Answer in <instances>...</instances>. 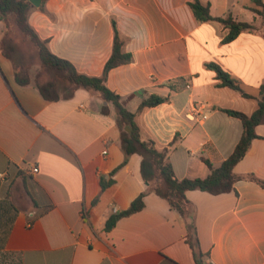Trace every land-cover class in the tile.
I'll return each instance as SVG.
<instances>
[{"label": "crops", "instance_id": "obj_1", "mask_svg": "<svg viewBox=\"0 0 264 264\" xmlns=\"http://www.w3.org/2000/svg\"><path fill=\"white\" fill-rule=\"evenodd\" d=\"M194 0H47L29 23L50 51L89 77H102L113 53L116 21L133 62L110 71L107 87L131 100L137 112L151 95L168 103L138 114L144 140L171 146L179 179L206 178L235 151L242 122L222 109L252 115L255 99L219 87L216 63L258 96L264 85L263 17L254 0H200L214 18H233L258 29L224 43L229 30L200 23ZM1 22V21H0ZM4 25H1L0 27ZM0 36V264H198L187 242L196 226L205 264H264V123L259 138L236 166L235 191H189L186 221L170 204L148 194L144 210L124 217L110 232L109 218L148 190L142 158L125 161L118 114L102 95L84 88L48 101L36 83L22 86L2 51ZM109 114H103L104 106ZM38 168L37 173L32 169ZM114 183L103 190L102 178Z\"/></svg>", "mask_w": 264, "mask_h": 264}, {"label": "trees", "instance_id": "obj_2", "mask_svg": "<svg viewBox=\"0 0 264 264\" xmlns=\"http://www.w3.org/2000/svg\"><path fill=\"white\" fill-rule=\"evenodd\" d=\"M46 1L47 0L43 1L42 6L39 8L40 10H44ZM254 2L257 6L263 8L262 10L257 8H254L253 10L255 13L263 17L264 31V0H254ZM190 6L198 22L206 23L209 21H218L229 30L224 43L234 41L244 32L258 30L252 23L240 22L231 17L226 19L214 18L210 14V7L204 5L200 0L192 1ZM36 9L37 8L34 7L29 0H0V21L4 23L6 28L10 18H15V21L22 32H24L37 46L40 62L44 70L61 77L67 84L64 88L65 94L61 92L55 80L40 83L38 78L33 80L30 73L24 69H15L17 83L22 86L29 85L32 82L36 83L44 98L51 102H56L61 99H69L79 88L100 93L104 101L108 104L112 103L117 110L122 148L126 156L123 164L116 169L112 175L125 167L128 164L130 157L138 155L142 158L141 171L143 179L148 185V190L134 200L129 209L113 214L109 218L106 224L107 232L113 230L122 218L132 216L144 210L146 207L145 199L148 194L151 193H155L162 199L166 200L173 210L178 212L186 221H188L190 218L191 205L187 197L189 191L199 190L212 195L228 194L235 191L236 183L244 179V177L235 173V168L247 155L252 142L259 138L256 133V128L264 123V85L260 87L258 96H252L243 90L239 80L226 72L220 65L216 63H209L206 65L209 70L216 73V77L220 81L218 85L219 87L231 88L239 92L244 98L257 100L258 108L252 115H247L236 110L222 109L223 112L231 117L239 119L243 124V135L234 153L218 168H215L209 160L204 159V162L210 169V174L206 178L179 179L170 161L172 145L161 150L157 147L154 140H144L141 128L137 122L139 113L145 109L154 108L161 104L168 103L170 98L151 95L143 99L138 111L134 113L127 107L131 97L124 98L107 87L106 83L111 70L133 62V55L125 51V42L120 35L116 21H113L115 29L113 53L106 63L104 74L102 77H89L80 74L69 61L54 55L48 48L47 41L40 39L29 23V16L31 12ZM1 44L4 55L12 60L5 50V41L2 40ZM102 113L109 114V107L107 105L103 107ZM127 128L131 131L128 132L126 130ZM112 175L109 180L102 178L101 186L103 190L107 189L114 183ZM247 179L255 181L264 187V180L256 179L254 176H249ZM187 223V242L194 250V255L198 264H205L204 259L207 255L204 254L200 248L197 239L196 226L193 223Z\"/></svg>", "mask_w": 264, "mask_h": 264}, {"label": "rangeland", "instance_id": "obj_3", "mask_svg": "<svg viewBox=\"0 0 264 264\" xmlns=\"http://www.w3.org/2000/svg\"><path fill=\"white\" fill-rule=\"evenodd\" d=\"M4 25L3 22H0ZM0 36L5 41V50L10 55L15 69H24L30 73L33 80L38 78L40 83L55 80L61 92L65 94L64 88L67 86L61 77L49 73L41 65L39 50L30 38L22 32L17 25L15 18H10L8 26L0 27ZM5 38V39H4ZM16 257H11V264H15Z\"/></svg>", "mask_w": 264, "mask_h": 264}, {"label": "built area", "instance_id": "obj_4", "mask_svg": "<svg viewBox=\"0 0 264 264\" xmlns=\"http://www.w3.org/2000/svg\"><path fill=\"white\" fill-rule=\"evenodd\" d=\"M38 171H39L38 168H34V169H32V172H33V173H37ZM6 178H7L6 173H0V180H5ZM114 213H119V211H118L117 208L114 209Z\"/></svg>", "mask_w": 264, "mask_h": 264}, {"label": "water", "instance_id": "obj_5", "mask_svg": "<svg viewBox=\"0 0 264 264\" xmlns=\"http://www.w3.org/2000/svg\"><path fill=\"white\" fill-rule=\"evenodd\" d=\"M29 1L33 4L34 7L40 8L42 6L44 0H29ZM126 130L128 132L131 131L129 128H127Z\"/></svg>", "mask_w": 264, "mask_h": 264}]
</instances>
